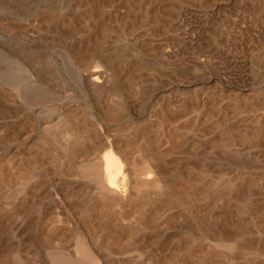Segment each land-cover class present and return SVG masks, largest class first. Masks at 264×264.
Returning a JSON list of instances; mask_svg holds the SVG:
<instances>
[{
	"label": "rangeland",
	"instance_id": "rangeland-1",
	"mask_svg": "<svg viewBox=\"0 0 264 264\" xmlns=\"http://www.w3.org/2000/svg\"><path fill=\"white\" fill-rule=\"evenodd\" d=\"M88 114L173 192L105 199ZM0 264H264V0H0Z\"/></svg>",
	"mask_w": 264,
	"mask_h": 264
},
{
	"label": "bare ground",
	"instance_id": "bare-ground-1",
	"mask_svg": "<svg viewBox=\"0 0 264 264\" xmlns=\"http://www.w3.org/2000/svg\"><path fill=\"white\" fill-rule=\"evenodd\" d=\"M87 71L88 73L86 74L85 77L88 80L89 84L92 86V88L94 89L97 88L99 84H101V86L103 85L104 87L107 85L108 73H107V70L105 71V68L104 69L103 68H93ZM104 87H102L100 90H102ZM88 115H85V116H88ZM83 121L84 122H82V125H83L82 129H79L80 126L79 127L77 125L72 126L70 123L71 125L70 127L73 128V131H72L73 140L71 141L69 145L67 144L68 146L66 147H68V149L70 147V150H71L70 153H72L73 156L76 154H77L76 156H78L79 152L83 153L84 151L82 150L86 149L87 145H90L89 147H91L94 151L96 149H99V150L104 149L105 151L102 153L101 157L95 161L96 165L92 168L93 174L95 175L96 178H98L97 180L99 181L100 188L102 189L103 197L107 200L116 202L117 205L121 207L125 206L126 204H128L127 200H130V198H132L131 196L132 190L129 184L126 183V176L131 177L133 176L134 173L136 174L137 172L133 169L135 167L132 166L133 162L132 163L130 162V159L128 156L127 147L129 145L126 146L128 141H126L127 142L126 143L123 140H119L120 138H117V137L110 139L111 137L109 138L108 134L107 135L104 134L103 131L98 127L95 116L91 114L85 120L83 119ZM84 127H85V130H84ZM72 128L70 129L72 130ZM80 133H82L83 135H80ZM83 136L85 137V140H87V143H84L85 140L82 139ZM86 150H87L86 152H88V149ZM24 168L26 169L25 166ZM124 170H126L127 172L125 173ZM141 170L142 171L139 170L141 172L139 173L143 176V177L141 176V178L143 179L141 181V178H140L141 182L138 181V183L140 184L136 185L135 187L138 192L140 190L142 191L144 189L146 190L149 188L161 189L162 187L164 189L165 188L169 190L171 189L172 191L171 180L170 178H168L169 176L165 173L162 165L160 164V160L156 155H154L151 152H148L147 154H145L144 165ZM139 173L136 174L138 175V177H139ZM67 225L71 229V232L75 234V239L77 240V243H78L77 246L80 245L82 242H84L82 237L79 236V231L76 225L74 224V222L70 221L69 218H67ZM60 244H63V243H60ZM82 251L85 253V249Z\"/></svg>",
	"mask_w": 264,
	"mask_h": 264
}]
</instances>
